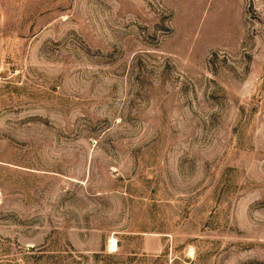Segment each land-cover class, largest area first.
Wrapping results in <instances>:
<instances>
[{
	"label": "rangeland",
	"instance_id": "rangeland-1",
	"mask_svg": "<svg viewBox=\"0 0 264 264\" xmlns=\"http://www.w3.org/2000/svg\"><path fill=\"white\" fill-rule=\"evenodd\" d=\"M0 264H264V0H0Z\"/></svg>",
	"mask_w": 264,
	"mask_h": 264
},
{
	"label": "bare ground",
	"instance_id": "bare-ground-1",
	"mask_svg": "<svg viewBox=\"0 0 264 264\" xmlns=\"http://www.w3.org/2000/svg\"><path fill=\"white\" fill-rule=\"evenodd\" d=\"M110 248L111 250H115L117 248V240L115 238L111 239Z\"/></svg>",
	"mask_w": 264,
	"mask_h": 264
}]
</instances>
